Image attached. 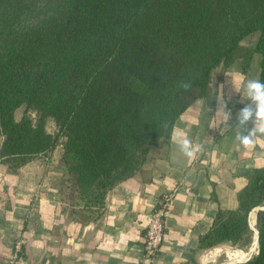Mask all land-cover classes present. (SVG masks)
Listing matches in <instances>:
<instances>
[{"label": "trees", "instance_id": "16d2710c", "mask_svg": "<svg viewBox=\"0 0 264 264\" xmlns=\"http://www.w3.org/2000/svg\"><path fill=\"white\" fill-rule=\"evenodd\" d=\"M256 53L264 82V0H0L1 162L16 171L59 146L62 199L88 223L208 94L213 74L248 68ZM237 200L199 247L250 248L249 214L262 208L257 252L242 264H264V166Z\"/></svg>", "mask_w": 264, "mask_h": 264}, {"label": "crops", "instance_id": "0c3cea01", "mask_svg": "<svg viewBox=\"0 0 264 264\" xmlns=\"http://www.w3.org/2000/svg\"><path fill=\"white\" fill-rule=\"evenodd\" d=\"M252 63L217 70L208 94L192 101L170 138L152 151L148 165L113 187L100 217L88 223L80 222L62 199L61 149L16 171L0 159V264L12 255L17 241L22 242L18 264H172L176 254L186 264H201V258L204 264L249 260L257 252L253 240L246 250L228 244L206 250L199 240L219 210L238 208L237 194L252 171L264 166V136L249 147L234 139L237 113L250 101L225 75L239 72L259 79L260 68ZM221 97L224 110L231 113L226 122L220 114ZM253 127L251 121L246 125L248 131ZM178 133L192 144V157L182 152ZM167 195H172V204L164 217L163 248L150 260L143 250L147 215Z\"/></svg>", "mask_w": 264, "mask_h": 264}, {"label": "clouds", "instance_id": "9594fccd", "mask_svg": "<svg viewBox=\"0 0 264 264\" xmlns=\"http://www.w3.org/2000/svg\"><path fill=\"white\" fill-rule=\"evenodd\" d=\"M231 77L232 84L236 91L243 92L250 103L245 104L237 113V123L234 126L235 141L243 146H254L255 139L259 136H264V82L259 79H248L244 74L235 72L232 74H225ZM182 87L187 90L190 84H183ZM220 114L223 121H228L231 118L230 111L224 110V103L221 97V109ZM252 122L254 127L251 131H248L246 125ZM247 131V135L242 133ZM180 137L179 146L182 152L192 157L194 155L193 146L190 141L184 136L183 133H178ZM199 150V146H196V151ZM172 264H186L182 254H176L174 256ZM201 264H204L203 258H201Z\"/></svg>", "mask_w": 264, "mask_h": 264}, {"label": "built area", "instance_id": "2783aa9c", "mask_svg": "<svg viewBox=\"0 0 264 264\" xmlns=\"http://www.w3.org/2000/svg\"><path fill=\"white\" fill-rule=\"evenodd\" d=\"M172 204V195H167L158 207L153 208L147 215L145 226L144 253L145 256L153 260L163 248L164 239V217ZM250 217V216H249ZM248 218V223H249ZM251 230V229H250ZM251 231L254 232L252 229ZM21 241L14 245L12 255L5 261V264H18L20 261Z\"/></svg>", "mask_w": 264, "mask_h": 264}, {"label": "rangeland", "instance_id": "374dc122", "mask_svg": "<svg viewBox=\"0 0 264 264\" xmlns=\"http://www.w3.org/2000/svg\"><path fill=\"white\" fill-rule=\"evenodd\" d=\"M256 40H257V33H255V34H253V35H251L250 37H248V38H246L243 42H242V45L245 47V48H252L253 47V45L255 44V42H256ZM259 59H260V55L259 54H254L253 55V68H256L257 67V65H258V68H259ZM22 115H23V109H19L17 112H16V114H15V118H16V120H20L21 118H22ZM30 115V117L31 118H34V114L33 113H31V114H29ZM46 130H47V132L48 133H56V128H55V125H54V123L52 122V121H48L47 123H46ZM62 140V139H61ZM57 148H59V149H61L59 146L57 147ZM56 149V148H55ZM54 149V150H55ZM53 150V151H54ZM48 154H50V152L49 153H47L46 154V156L48 155ZM41 157H43V156H41ZM39 158V157H38ZM55 160V159H54ZM63 190V189H62Z\"/></svg>", "mask_w": 264, "mask_h": 264}, {"label": "bare ground", "instance_id": "6f19581e", "mask_svg": "<svg viewBox=\"0 0 264 264\" xmlns=\"http://www.w3.org/2000/svg\"><path fill=\"white\" fill-rule=\"evenodd\" d=\"M250 226L254 230V238H253V245H252V250L255 251V248L257 247V239H256V216L255 212L251 213L250 218Z\"/></svg>", "mask_w": 264, "mask_h": 264}, {"label": "water", "instance_id": "95a60500", "mask_svg": "<svg viewBox=\"0 0 264 264\" xmlns=\"http://www.w3.org/2000/svg\"><path fill=\"white\" fill-rule=\"evenodd\" d=\"M258 210H262V208H257V209H255V210H253L252 212H255V216H256V212L258 211ZM248 225H249V228L252 230V228H251V226H250V222L248 223ZM256 225V224H255ZM256 231V239H257V230H255Z\"/></svg>", "mask_w": 264, "mask_h": 264}]
</instances>
